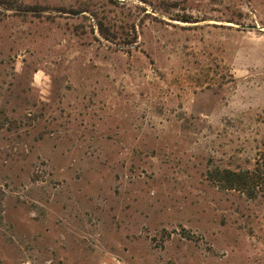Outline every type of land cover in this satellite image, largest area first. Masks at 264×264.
<instances>
[{"label": "rangeland", "instance_id": "374dc122", "mask_svg": "<svg viewBox=\"0 0 264 264\" xmlns=\"http://www.w3.org/2000/svg\"><path fill=\"white\" fill-rule=\"evenodd\" d=\"M16 1L0 264H264V186L208 176L264 169V0Z\"/></svg>", "mask_w": 264, "mask_h": 264}, {"label": "trees", "instance_id": "16d2710c", "mask_svg": "<svg viewBox=\"0 0 264 264\" xmlns=\"http://www.w3.org/2000/svg\"><path fill=\"white\" fill-rule=\"evenodd\" d=\"M0 6L8 10H15L16 12H21L24 8L42 10L40 7H24L22 3H18L16 0H0ZM177 6V3H168V8H176ZM176 20L189 22L186 17ZM99 32L107 40H111L116 36L115 33H112L103 23L99 24ZM137 38V34L134 35L132 43L136 42ZM208 176L210 180L220 188L225 190H238L246 193L251 198L258 195L259 186H264V169L258 166V162L253 169L246 170L215 168L209 171Z\"/></svg>", "mask_w": 264, "mask_h": 264}, {"label": "water", "instance_id": "95a60500", "mask_svg": "<svg viewBox=\"0 0 264 264\" xmlns=\"http://www.w3.org/2000/svg\"><path fill=\"white\" fill-rule=\"evenodd\" d=\"M249 28L258 29V28H261V27H259V26L255 25V26H250ZM261 29H262V28H261Z\"/></svg>", "mask_w": 264, "mask_h": 264}]
</instances>
